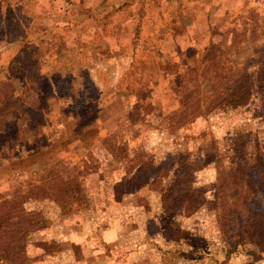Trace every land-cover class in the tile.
I'll return each instance as SVG.
<instances>
[{
    "label": "rangeland",
    "instance_id": "rangeland-1",
    "mask_svg": "<svg viewBox=\"0 0 264 264\" xmlns=\"http://www.w3.org/2000/svg\"><path fill=\"white\" fill-rule=\"evenodd\" d=\"M68 4L75 28L38 55V94L35 45L0 47V264H264V0ZM54 5L28 0L19 15L35 26ZM70 45L85 52L74 69ZM163 73L162 106L144 83ZM193 84L219 97L203 116L212 148L191 147L198 130L179 114ZM63 100L76 131L50 111Z\"/></svg>",
    "mask_w": 264,
    "mask_h": 264
},
{
    "label": "trees",
    "instance_id": "trees-1",
    "mask_svg": "<svg viewBox=\"0 0 264 264\" xmlns=\"http://www.w3.org/2000/svg\"><path fill=\"white\" fill-rule=\"evenodd\" d=\"M86 11V10H85ZM19 12H22V6H20V3H11L8 0H0V18H4L2 19V21L0 22V29H5L6 27H13L12 25H16V26H22L23 20L22 17L19 15ZM3 15V16H2ZM25 15V14H24ZM111 26V25H108ZM106 27V26H105ZM105 34V32H104ZM2 34H0L1 37ZM99 35V33L97 34ZM102 36L103 35V31L100 34ZM134 35H136V33H134ZM159 37L163 36L162 33L158 34ZM1 43V42H0ZM51 52V51H50ZM67 54H65V56H68L67 58L70 61V66L72 69H74L75 65L80 64V60H78L79 58H83L84 56V52L83 50H78L75 51L73 49H68ZM41 53V51L37 52V55H39ZM134 54V53H133ZM36 53L33 54L34 58H36ZM142 54H140L139 56H141ZM160 57L162 56V54L159 55ZM77 57H79L77 59ZM138 60V58H137ZM135 60V61H137ZM32 69L35 71V78L33 83L35 84L33 85H29L32 88L33 93L38 94V85L42 79V76H39V66L36 65L34 67H32ZM72 71H70L68 74H71ZM167 73V72H166ZM163 73V83L161 84H156L153 81H145V85H147L150 90H151V94L148 92V95L145 94L144 99L148 100V99H152L155 98L154 101H152V103H159L161 102L162 106H163V102L164 103H168V94L166 91V85H167V79L165 74ZM67 74V75H68ZM168 77V75H167ZM264 79V74L262 75V80ZM64 80V78H63ZM62 80V81H63ZM64 83H67L66 80L63 81ZM196 84V83H195ZM193 84V86H196L195 89V93L198 94V98L197 100L191 101L190 99V103L188 102V104H185V109L179 111V114L184 116V124L189 126V127H196V129L198 130V133H196L194 135V139L192 141H190V143H192L191 147L195 148L196 150L199 149H206V148H212L215 146L213 137L211 135H208L207 133H203V131H205L206 128V124H205V118L204 116V111L205 110H210L213 106H216V102L217 99L219 98L218 95L217 96H212L211 93H208L207 91H200V89L197 88V85ZM68 87L66 88V93L70 94L71 92H68ZM34 89V90H33ZM147 96V97H146ZM132 96H129L128 98L131 99V102H129V105H133L134 101L131 98ZM218 97V98H217ZM187 101H188V97H186ZM185 99V100H186ZM206 99H211L210 102L205 103L204 105V101ZM88 97L86 99H84L85 103L89 102L87 101ZM213 100V101H212ZM64 103L58 104V107H54L53 109H51V113H53L55 115V119L57 116V123H59V128L61 127L64 130H67V126H68V130L69 131H76L78 129V124L75 122L73 123L71 120L76 118V111H66L65 108L67 107L66 105V100H63ZM193 102V103H191ZM215 103V104H213ZM151 104V103H150ZM160 104V105H161ZM188 106V107H187ZM202 107V108H200ZM164 110L166 111V113L171 112L169 108L164 107ZM60 117V118H59ZM67 117V118H66ZM173 120V118H172ZM88 130V129H87ZM88 132L90 133V131L88 130ZM203 133V134H201ZM123 147H126V145L124 144H119V145H112L110 147V152H111V160L112 159H118L120 157V153H122V150L126 151V148L124 150ZM126 154V153H125ZM127 170H125L126 172H129L130 170L128 168H126ZM264 187V183L262 185ZM129 193H133L131 191L127 192Z\"/></svg>",
    "mask_w": 264,
    "mask_h": 264
},
{
    "label": "crops",
    "instance_id": "crops-1",
    "mask_svg": "<svg viewBox=\"0 0 264 264\" xmlns=\"http://www.w3.org/2000/svg\"><path fill=\"white\" fill-rule=\"evenodd\" d=\"M10 1L11 3H20V6H22V13L24 12V14L27 12V10L25 9L26 6H27V1L28 0H8ZM34 1H38V0H34ZM43 1V0H42ZM56 3L52 0V3H54L55 5L54 6H51V13L49 14H43L40 16V14H38V12L36 11V14L34 12L33 16L34 18L36 17V25L35 26H32L33 22L29 25V19L27 16H25V23H22V26H16L15 24L12 25L13 27H6L5 29H2L1 33L5 36L6 39H1L0 37V47L1 46H4L2 48V50H5L7 51L8 50V55H10V58H12L13 56V53H11V50L13 48V45H18L20 46L24 53H26V49L29 48V45L30 44H34L35 45V49L32 51L31 53V58L30 60H32L31 64L32 66H36L38 65L39 66V69L41 68L40 66H42L41 62H40V59L37 55V52L43 51V48L45 45H49L48 49L46 52H49L51 54H53L54 51V47L52 46L53 44V41H55L56 38V35L59 34V31L58 30H55V29H67V31H71L73 30V28H75L71 23V16L69 15L70 14V10L69 8H58L60 7V0H55ZM71 0H66V3L68 4ZM81 1V0H79ZM92 7L93 5L90 4ZM69 6V4H68ZM92 7H85L86 8V11L85 12H81L80 15H85L87 17H90L92 16L91 15V8ZM3 16V15H2ZM60 17H62L64 19V22L63 23H60L58 20L56 19H59ZM4 18V16H3ZM31 20L30 22L32 21V17H30ZM93 18L96 19V16H93ZM103 18V17H102ZM97 20V19H96ZM98 22H101L99 20H97ZM112 22V23H110ZM116 21H111L109 20V22H106L107 25H111L110 27H114L113 25L115 24ZM57 23V24H56ZM61 24V25H60ZM78 24L81 25V23L79 22ZM85 27V26H83ZM82 27V29H83ZM82 29H79V32L81 33ZM119 29H120V25H119ZM118 27H117V31L119 30ZM34 31L36 33V36H33L34 34ZM61 34L64 32V31H61ZM99 33V31H95L94 34H93V39L95 42H97L96 40L101 41L102 37L103 39H105L104 36L102 35H97ZM102 33V32H101ZM134 34V33H132ZM71 46V45H70ZM101 47V46H100ZM1 49V48H0ZM68 49H73L75 50L76 47L74 46H71V47H68ZM51 51V52H50ZM75 51H78V50H75ZM80 51V50H79ZM84 51V50H83ZM36 53V58H34L33 54ZM26 55V54H25ZM84 56H85V52H84ZM39 59V61H38ZM24 64V63H23ZM34 64V65H33ZM24 68H21L20 70L25 72L26 68H27V65L25 66V64L23 65ZM2 67L0 66V71L2 72ZM18 94H20L18 91H17ZM42 148L40 147H34L33 149H31L32 152H36L38 150H41ZM20 157H18V159H14L12 158L11 156H9L8 159H5L7 162H10L11 164H15L16 163H21V161H23V158H25V155L20 153L19 155ZM13 159V160H12ZM104 235H102V238ZM74 241H79L80 238L75 236Z\"/></svg>",
    "mask_w": 264,
    "mask_h": 264
}]
</instances>
